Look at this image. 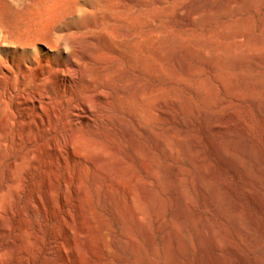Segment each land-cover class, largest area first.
Instances as JSON below:
<instances>
[{"label": "rangeland", "instance_id": "374dc122", "mask_svg": "<svg viewBox=\"0 0 264 264\" xmlns=\"http://www.w3.org/2000/svg\"><path fill=\"white\" fill-rule=\"evenodd\" d=\"M53 1L61 13L86 0ZM145 1L155 7V67L138 66L136 71L133 64L122 72V78L133 99L131 109L146 128L154 117L152 133L140 131L144 148L114 143L128 146L131 157L124 158L104 145H97L88 155L97 164H105V170L115 168L123 183L130 182L125 187L133 193L126 197L115 183L108 193V174L92 167L83 173L90 201L83 199L84 186L76 184V166L70 170L76 175L71 174L74 182L67 193L61 186L67 176L62 164L52 175V186L42 181L41 172L29 179L35 191L42 182L40 193L29 182L18 191V187L3 190L0 171V264H80V256L85 255V261L94 262L89 235L77 238L78 249L74 246L80 228L87 224H99L130 243L127 256L132 255L127 259L131 264H142L135 260L131 240L140 246L147 264H264V0ZM5 54L0 39V58ZM4 68L0 62V109L2 99L9 98L10 80ZM63 68L59 64L52 69L57 73ZM36 72L37 66L32 65L30 74ZM14 76L16 86L17 69ZM50 91L51 102L59 109L61 140L67 136L65 114L77 99L59 104L62 90L58 84ZM22 93L14 91L11 100L17 101ZM97 104L93 99L92 107L96 109ZM79 113L80 118L71 116L74 123L93 117L82 106ZM97 135L93 139L98 140ZM77 144L83 147V139ZM22 170L14 172L18 179L24 176ZM137 174L142 177L138 184L133 183ZM105 195H109L106 200ZM117 221L127 225L123 223V229ZM11 241L14 247L2 250Z\"/></svg>", "mask_w": 264, "mask_h": 264}, {"label": "bare ground", "instance_id": "6f19581e", "mask_svg": "<svg viewBox=\"0 0 264 264\" xmlns=\"http://www.w3.org/2000/svg\"><path fill=\"white\" fill-rule=\"evenodd\" d=\"M56 5L57 2H51V0H0V39L4 43V50L6 51V54L0 58V62L5 66V74L10 80V87H8L9 98L2 99L3 106L0 109V171L4 179L3 190L18 187V191L19 188H24L29 179L32 180L37 172L43 173L44 180L42 181L52 186V175L55 174V171L62 164L67 171V176L64 175L65 178L61 176V180L63 178L61 186L64 189V193L68 190L70 184L74 182L71 174L76 175V173H71L70 170L76 166L77 176H75L76 180H74L76 184L84 186L85 189L82 188V191L86 190V192L81 191L85 193V195L83 194V199L89 200L88 187H85L88 184L87 180L84 181L83 179V173L85 171L88 172V169L92 167L95 172L104 170L108 174L110 182H107L110 183V186L105 188V191L111 189V185L115 183L116 186L118 185L117 187H120L121 191L119 192L129 198L132 191L131 188L127 190L125 186L130 182L125 184L121 181L122 178L121 180L118 178L115 166L111 165L114 171H110L108 168V170H105V164L104 166L102 163L101 165L97 164L88 155L97 148V145H104L113 152L121 153L124 158L131 157L130 151L126 149L128 146L125 145V147L114 143L118 141L129 144L133 149H138L140 146L143 147L142 141L140 142L141 139H139L140 135L143 136L139 134L140 131L144 132L143 134L151 135L152 133L150 131H152L154 125V117L151 116L148 129L142 123L137 112L131 109L130 98L132 96L130 91L124 86L122 72L133 64L137 65L135 70L140 66H147L151 70L154 69L156 35L158 33L155 22V7L145 0H131L127 4L120 2V0H86L81 6H75L59 13ZM59 64H63L64 68L61 70L56 69L57 73L53 72L52 68L59 66ZM32 65L37 66V72L34 75L30 74ZM16 69L19 77L16 79L17 84L15 86L14 72ZM4 81L7 80L5 79ZM54 83H57L59 89L62 90L59 104L68 105L74 98L77 99V103L73 105V108L71 107V112L65 114L67 118L63 125V130L66 131L67 136H63L61 140H59V109L54 106L55 104L53 105L50 97V90ZM18 90L23 92L22 95L17 101H12L11 98L14 91ZM25 92L27 94H24ZM93 99L98 100L96 109L92 107ZM25 104H28V106L22 108ZM46 105H49V108ZM81 106L87 108L93 117L85 123H78L80 120L74 123L75 118L73 119L71 116L80 118ZM85 124H88L89 128L85 127ZM53 133L55 134L52 136L51 134ZM93 134H98L99 139H93ZM149 135L148 138L150 137ZM80 139L84 141L83 147H78L77 142ZM135 157L137 158V156ZM119 158L121 159L122 157ZM121 166L123 165L119 167ZM141 167L146 170L149 169L143 163H141ZM20 168L21 170L23 169L24 176L22 177V173H19L21 178L18 179L19 177L14 172ZM145 174H150V172ZM13 175L17 177V180ZM133 177L130 179L132 180ZM141 178L138 175L134 178L135 182L133 183L138 184L142 180ZM93 180L95 181L96 179ZM38 183L41 184L42 182L39 181ZM94 183L96 184V182ZM94 183L92 184L93 186L95 185ZM31 184L30 186L33 189ZM33 185H35L34 181ZM38 185L34 188L39 189ZM45 187L43 188L45 189ZM33 191L35 190L33 189ZM39 191L41 190L39 189ZM76 191L79 192V190ZM107 191L110 193L109 190ZM56 193L58 192L55 191ZM50 196L52 197L53 195ZM107 197L105 195L104 200ZM63 198L66 199L65 195ZM132 209L133 207L130 210L132 211ZM181 211L178 212L180 213ZM92 215L90 216L92 217ZM94 218L93 220L97 221ZM121 221L116 223L124 229L123 223L126 220L123 223ZM21 226L26 228L24 222H21ZM107 229L101 228L99 224L94 227L93 225L90 227L87 224L82 229L80 228L81 231L74 239V246L78 249L81 245L78 239L87 234L90 240V244H88L89 250L95 256L94 260L91 259L94 262L85 261L86 255L85 257L80 256V264L133 263H129L127 259L129 256L127 254L130 251L128 245L130 243H126L125 239L122 240L120 238L122 236L118 237L119 235L113 234L112 229H110L111 232ZM125 229L128 230L127 228ZM123 234H125L124 231ZM131 244V250L134 252L136 262L147 264L137 242L131 240ZM14 245V242L11 241L2 250H11Z\"/></svg>", "mask_w": 264, "mask_h": 264}]
</instances>
